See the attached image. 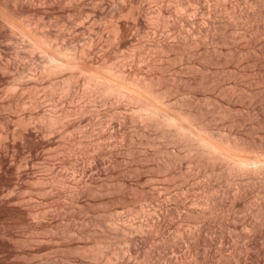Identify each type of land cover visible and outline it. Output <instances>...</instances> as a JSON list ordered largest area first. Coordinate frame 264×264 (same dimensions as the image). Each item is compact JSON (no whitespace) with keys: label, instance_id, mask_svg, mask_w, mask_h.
<instances>
[{"label":"rangeland","instance_id":"1","mask_svg":"<svg viewBox=\"0 0 264 264\" xmlns=\"http://www.w3.org/2000/svg\"><path fill=\"white\" fill-rule=\"evenodd\" d=\"M0 264H264V0H0Z\"/></svg>","mask_w":264,"mask_h":264},{"label":"bare ground","instance_id":"2","mask_svg":"<svg viewBox=\"0 0 264 264\" xmlns=\"http://www.w3.org/2000/svg\"><path fill=\"white\" fill-rule=\"evenodd\" d=\"M58 55V53L56 52V53H54L52 56H50L51 58H53V56H57ZM69 58H67V59H65L64 60V62L67 64V65H77L78 64V58L76 57V56H74V57H71L69 60H68ZM45 67H46V69H48L49 70V72H51V73H54V66L53 65H49V66H47V65H45ZM56 68H58V67H56ZM104 71V73H105V70H103ZM68 80H70V78H66L65 79V81L66 82H68Z\"/></svg>","mask_w":264,"mask_h":264}]
</instances>
